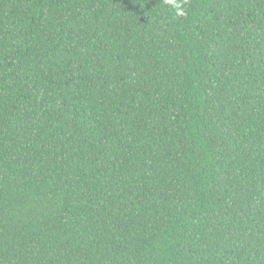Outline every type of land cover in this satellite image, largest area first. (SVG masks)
Here are the masks:
<instances>
[{"label":"trees","instance_id":"1","mask_svg":"<svg viewBox=\"0 0 264 264\" xmlns=\"http://www.w3.org/2000/svg\"><path fill=\"white\" fill-rule=\"evenodd\" d=\"M0 0V264H264V0Z\"/></svg>","mask_w":264,"mask_h":264},{"label":"clouds","instance_id":"2","mask_svg":"<svg viewBox=\"0 0 264 264\" xmlns=\"http://www.w3.org/2000/svg\"><path fill=\"white\" fill-rule=\"evenodd\" d=\"M164 6L168 7L175 16L182 17L186 15V0H162Z\"/></svg>","mask_w":264,"mask_h":264}]
</instances>
